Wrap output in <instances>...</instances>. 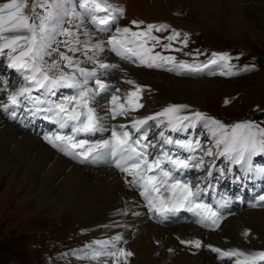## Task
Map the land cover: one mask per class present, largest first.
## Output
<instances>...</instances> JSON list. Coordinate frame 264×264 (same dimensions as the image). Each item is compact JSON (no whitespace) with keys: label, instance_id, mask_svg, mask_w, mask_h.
I'll list each match as a JSON object with an SVG mask.
<instances>
[{"label":"snow or ice","instance_id":"obj_1","mask_svg":"<svg viewBox=\"0 0 264 264\" xmlns=\"http://www.w3.org/2000/svg\"><path fill=\"white\" fill-rule=\"evenodd\" d=\"M27 6L28 0L0 4V64L18 76L15 88L0 80V116L26 128L37 118L53 123L56 127L44 133V141L80 163L119 170L158 222L187 212L202 228H220L225 219L221 209L231 201L217 193L209 179H218L204 159L214 155L213 148L205 149L200 139L186 134L203 125L210 132L216 157H224L247 173H264V163L254 159L264 157V128L251 121L225 124L199 110L189 111L187 104H167L142 115L150 89L140 85L122 64L176 75H214L215 66L226 69L219 74L227 76L252 71L255 65L234 71L236 66L228 63L232 57L227 53L213 52L206 63L198 64L155 52L161 37L153 32L171 29L164 37L168 41L162 45L164 49H172L177 40L187 47L190 34L144 20L121 26L126 12L119 0H32L30 13L25 11ZM37 8L43 11L37 12ZM58 36L64 39L57 41ZM54 43L58 46L53 47ZM59 45L66 50L60 51ZM53 53L58 54L57 59L48 62L46 57ZM112 54L116 62L109 59ZM117 76L121 79L115 80ZM65 89L70 92L62 91ZM192 170L203 174L189 175ZM230 172L227 166L220 169L224 176ZM209 196L213 202H206ZM258 199L259 206H264V194ZM241 235L248 240L252 233L244 229ZM123 239V234H117L96 240L85 246L83 258L90 264H129L134 253L120 246ZM177 239L197 250L210 249L221 264H264V249H222L199 238ZM79 251L70 250L68 255Z\"/></svg>","mask_w":264,"mask_h":264},{"label":"bare ground","instance_id":"obj_2","mask_svg":"<svg viewBox=\"0 0 264 264\" xmlns=\"http://www.w3.org/2000/svg\"><path fill=\"white\" fill-rule=\"evenodd\" d=\"M4 2L6 0H0L1 4ZM119 2L125 8L124 18L127 19L169 25L177 23L184 29L191 24L192 28L197 30L203 26L216 25L219 30L234 37L240 36L242 31H247L253 38L259 34L264 37L259 30L264 21V0H119ZM180 8H187L197 20V24L175 17L174 14L179 13ZM64 27L69 25L66 23ZM161 34L166 37L168 30L159 32V36ZM180 48L185 49L183 46ZM208 56L205 55L204 58ZM122 67L134 73L137 76L135 78L149 79L146 73L141 71H146L147 68L133 64H122ZM160 72H164L158 73L161 79L151 81H155L160 89L166 87L164 91L171 93L169 96L165 95L163 99L156 100L165 106L175 103L187 104L191 106L190 110H194L197 105L181 100L182 90L187 91L198 103L208 91L215 88L214 80H225L222 76L188 78L177 77L175 73L163 70ZM119 78L120 76H117L114 79L120 80ZM0 80H7L12 88H15L18 76L0 64ZM42 137L0 116V173H9V179L13 183L20 185L25 183L35 203L39 207L49 206L53 215L67 210L73 218L81 222V226H89L96 235L102 234L101 237L123 234L121 247L134 253L129 258V264H221L217 253L213 255L206 248L197 250L182 245L177 237L199 238L206 244L210 243L222 249L236 246L254 250L264 249V207L239 210L234 215L226 217L220 228L215 230H202L189 222L163 225L153 218L150 212L148 215L143 214L141 199L136 204L137 192L126 185L125 178L119 171L109 166L91 167L77 164L53 149ZM122 199L126 201L125 208L121 211L111 208ZM133 212L142 214L133 215ZM77 214L82 218L87 215L88 219L97 215L90 220H80ZM248 228L251 229L252 236L245 240L241 233ZM126 242L128 244H125ZM169 248L175 251L169 252Z\"/></svg>","mask_w":264,"mask_h":264},{"label":"rangeland","instance_id":"obj_3","mask_svg":"<svg viewBox=\"0 0 264 264\" xmlns=\"http://www.w3.org/2000/svg\"><path fill=\"white\" fill-rule=\"evenodd\" d=\"M178 10L179 14L175 13V17H180L187 22L189 21L192 24H197V20L189 13L187 8H180ZM42 11L41 9V12ZM126 22H130V20L123 18L120 21V25L123 26ZM175 25L181 27V25L177 23H175ZM171 26L173 27V25ZM177 26L173 28L183 31ZM188 26L187 28L189 29L185 30L190 34L188 36L189 43L187 47H184L178 41H173L172 49H164L162 45L168 43V41L164 39L165 35L161 34L159 36V32H153V35L161 37L160 45H158L154 51L161 52L163 55L175 56L177 61L182 57L186 58L189 63L199 64L206 63L209 59L197 60L198 57L203 56L201 53H204L210 47H214L216 53H226L223 47L230 46V49L235 50V52L228 54L232 57L228 63L238 65L234 68V71L245 66H250L247 64L249 60L256 61V65L252 71L241 72L240 75L232 76L229 79L224 77V81L214 80L215 88L208 91L198 103H196L195 99L185 90L181 92V100L196 104L197 107L195 109L204 108L225 118L244 116L252 111L250 109L252 105H264V37L259 34L256 35V38H253L247 31H242L240 36L234 37L222 32L216 25L203 26L202 28H198V30L197 28H192L191 24ZM133 30H135L134 26ZM259 30L264 34V21L263 25H260ZM170 33L171 29H168V35ZM60 38V41L64 39L63 36L57 37V39ZM193 42L204 47L205 51L200 49L201 52L199 53V49L196 50V47L199 46H195ZM181 46L185 49L179 52L175 50ZM186 53L188 54L186 55ZM55 54L57 53H53L52 56L47 57L46 60H48V58H53ZM212 70H220V67L213 66ZM141 71H143L144 74L146 73L149 79H136L149 84L151 83L150 92L148 93L147 99L144 101L146 109H143V111L140 110L142 115H147L150 114V112L155 113L165 107L164 105L160 108L159 106L162 103H159L156 99H163L165 95L169 96L171 92L164 91L166 87H161L160 89L155 81H151V79H161L158 74L164 73L160 72L161 69L147 68L146 71ZM215 76L227 75H211L205 74V72L191 75H177V77L188 78H211ZM119 79H121V77ZM223 95L230 96L232 102H222ZM254 118L252 114L251 119ZM202 127L203 129L200 127L191 129L186 135L200 139L203 147L207 149L211 147L212 141L210 137H208V129L203 125ZM215 152L216 151H213V156L204 157L205 161H207L208 168H210V164L215 163L219 165V168L220 166H227L231 168V170L235 168L232 164L227 163V165H224L225 163L222 161V158L216 157ZM198 154H200L199 150ZM254 159L256 162L262 161L261 157H256ZM9 177V173H0V264H57L55 257H60L61 253L67 249L68 252L73 249L80 250L76 255H69L67 260L68 264H85L87 259L83 258L82 254L84 250H87L85 246L92 245L96 240L108 239L105 236L101 237L103 236L102 234L96 235L89 227L86 230L80 231V228L85 226H81V222L73 218V215L67 210L53 215L51 214L49 206L39 207L29 194L26 184L20 185L13 183ZM125 207L126 201L122 199V201L115 203L111 208L121 211ZM96 215L90 219H93ZM77 216L80 220L88 219L87 215L83 218L79 214H77ZM254 236H256V234H254ZM91 239H93L92 242L87 241ZM125 244L128 243L126 242ZM60 262L62 263L61 260Z\"/></svg>","mask_w":264,"mask_h":264}]
</instances>
